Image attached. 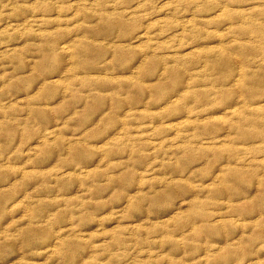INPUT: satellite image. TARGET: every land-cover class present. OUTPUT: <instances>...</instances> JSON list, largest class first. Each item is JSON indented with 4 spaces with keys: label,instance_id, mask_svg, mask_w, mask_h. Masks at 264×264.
Returning <instances> with one entry per match:
<instances>
[{
    "label": "rangeland",
    "instance_id": "374dc122",
    "mask_svg": "<svg viewBox=\"0 0 264 264\" xmlns=\"http://www.w3.org/2000/svg\"><path fill=\"white\" fill-rule=\"evenodd\" d=\"M0 264H264V0H0Z\"/></svg>",
    "mask_w": 264,
    "mask_h": 264
}]
</instances>
